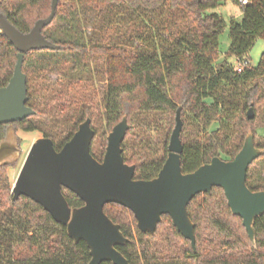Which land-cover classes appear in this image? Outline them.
I'll return each instance as SVG.
<instances>
[{
    "label": "trees",
    "instance_id": "1",
    "mask_svg": "<svg viewBox=\"0 0 264 264\" xmlns=\"http://www.w3.org/2000/svg\"><path fill=\"white\" fill-rule=\"evenodd\" d=\"M51 0H0V14L27 32L50 13ZM220 0H58L51 21L42 28L54 49L24 53L27 102L34 113L12 123L24 131L39 130L58 150L86 116L94 136L90 152L98 160L105 150V134L126 114L128 129L122 157L135 165L134 177L157 174L167 154L176 109L182 128V172H190L212 156L231 159L249 129L254 144L264 148L256 126L264 125V50L256 65L248 53L255 40L264 39V0L242 7L240 20L229 19L228 54L248 60L240 71L218 55L219 35L226 21L215 8ZM90 27L88 30L87 27ZM17 50L0 31V87L12 75ZM103 66H102V65ZM58 71L74 85L99 78L97 139L93 109L44 82L45 72ZM254 116H246L248 108ZM216 121L214 129H208ZM8 123H0V139ZM153 136L162 138L158 146ZM19 140V139H18ZM0 166V264H87L89 250L74 242L65 226L25 195L13 199L6 171ZM246 185L264 189V154L249 164ZM62 192L71 207L83 202L73 192ZM104 212L129 238L116 248L129 264H264V213L254 220L255 246L239 216L231 214L222 188L198 193L188 203L194 222L195 251L189 240L162 215L155 232L142 233L132 212L116 203ZM100 264H112L103 261Z\"/></svg>",
    "mask_w": 264,
    "mask_h": 264
},
{
    "label": "water",
    "instance_id": "2",
    "mask_svg": "<svg viewBox=\"0 0 264 264\" xmlns=\"http://www.w3.org/2000/svg\"><path fill=\"white\" fill-rule=\"evenodd\" d=\"M58 0H51L50 13L35 20L27 32H21L0 14V31L17 50L13 72L6 85L0 87V123H8L0 139V166L15 162L21 148L13 122L34 113L27 102L26 76L22 71L24 53L29 50L54 49L56 45L44 37L41 30L55 13ZM178 107L169 135L166 157L149 179L134 177L135 165L122 157V141L128 129L126 114L106 135L101 160L90 152L94 130L90 117L82 120L71 137L56 150L51 138L39 135L30 144L11 186L12 198L25 195L37 202L58 223L65 226L74 242L83 240L90 259L87 264H129L116 248L129 242L118 223L104 212V205L116 203L129 209L142 233L153 234L162 215L170 217L175 229L190 242L195 251L194 222L187 205L198 193H210L212 187L222 188L231 214L239 216L251 244L255 246L254 220L264 213V189L251 190L246 185L249 164L264 154V148L254 144L249 129L241 148L231 159L212 156L190 172H182V120ZM247 118L254 116L248 108ZM68 189L82 200L71 207L62 189Z\"/></svg>",
    "mask_w": 264,
    "mask_h": 264
},
{
    "label": "rangeland",
    "instance_id": "3",
    "mask_svg": "<svg viewBox=\"0 0 264 264\" xmlns=\"http://www.w3.org/2000/svg\"><path fill=\"white\" fill-rule=\"evenodd\" d=\"M215 10L222 15V17L226 21V25L222 30L221 34L219 35L218 55L214 60V63L217 64L223 61H227L228 63L234 66L237 63V59L233 55L228 54V48H229L228 24L230 18H235L236 20L241 19L243 14L242 7L237 3L236 0H220ZM87 29L89 30L90 27L88 26ZM263 50H264V39L259 37L255 40L253 46L251 47L248 53L249 63L252 65H256ZM44 76H45L44 82L53 85L55 89H59L61 87V84L63 83L64 86H66L65 90L68 96L74 95L76 96L75 100H78V103L87 102L92 107H94L93 124L97 129V139L93 150L95 152L98 151L96 147L101 142H103V136H101L102 128L100 127V123L97 120V114L99 113L98 100H99V93L101 92L103 86L105 85L106 82L105 79L102 80L99 78L95 83H93L94 81L86 82L84 83L85 84V89H84L80 85H74L67 78L65 77L62 78V75H60V72L58 71H50V72L46 71ZM216 126H217V122L214 121L210 124L208 129H214ZM15 131L17 138L19 139L18 141H19V146L21 148V153L18 159L15 162L11 163V165L8 166L6 169L11 186L15 180V177L20 169L22 161L26 155V152L31 142L37 136L42 135V133L39 130L24 131L16 127ZM107 133L105 134V145H106ZM256 135L261 136L264 139V125L256 126ZM161 140H162L161 137L153 136L152 144L158 146V143L161 142Z\"/></svg>",
    "mask_w": 264,
    "mask_h": 264
},
{
    "label": "built area",
    "instance_id": "4",
    "mask_svg": "<svg viewBox=\"0 0 264 264\" xmlns=\"http://www.w3.org/2000/svg\"><path fill=\"white\" fill-rule=\"evenodd\" d=\"M236 1L241 7H243L247 5L248 3H250L251 0H236ZM247 63H248V60H245V59L237 60V63L234 66L237 71H240L245 65H247Z\"/></svg>",
    "mask_w": 264,
    "mask_h": 264
}]
</instances>
